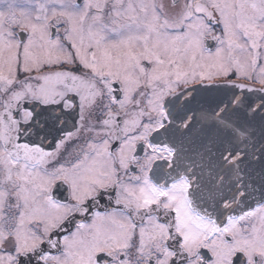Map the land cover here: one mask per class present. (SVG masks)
I'll return each instance as SVG.
<instances>
[{
    "label": "snow or ice",
    "instance_id": "6c2138e0",
    "mask_svg": "<svg viewBox=\"0 0 264 264\" xmlns=\"http://www.w3.org/2000/svg\"><path fill=\"white\" fill-rule=\"evenodd\" d=\"M0 264H264V0H0Z\"/></svg>",
    "mask_w": 264,
    "mask_h": 264
}]
</instances>
